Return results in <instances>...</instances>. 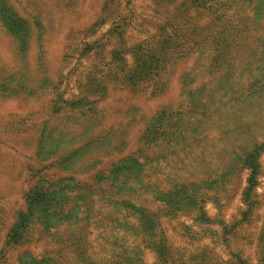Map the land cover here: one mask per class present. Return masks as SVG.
<instances>
[{
  "label": "rangeland",
  "instance_id": "374dc122",
  "mask_svg": "<svg viewBox=\"0 0 264 264\" xmlns=\"http://www.w3.org/2000/svg\"><path fill=\"white\" fill-rule=\"evenodd\" d=\"M0 264H264V0H0Z\"/></svg>",
  "mask_w": 264,
  "mask_h": 264
}]
</instances>
